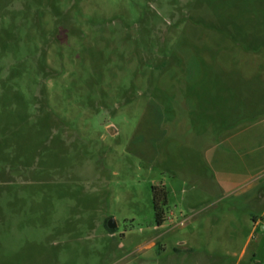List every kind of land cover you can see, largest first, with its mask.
<instances>
[{
	"label": "rangeland",
	"instance_id": "374dc122",
	"mask_svg": "<svg viewBox=\"0 0 264 264\" xmlns=\"http://www.w3.org/2000/svg\"><path fill=\"white\" fill-rule=\"evenodd\" d=\"M0 264H264V0H0Z\"/></svg>",
	"mask_w": 264,
	"mask_h": 264
},
{
	"label": "trees",
	"instance_id": "16d2710c",
	"mask_svg": "<svg viewBox=\"0 0 264 264\" xmlns=\"http://www.w3.org/2000/svg\"><path fill=\"white\" fill-rule=\"evenodd\" d=\"M156 188H154V211H155V217H156V222L158 225H161L163 220H164V217H163V212H162V209L161 207L159 206V202H158V199H157V193H156ZM109 231H112L111 229H109Z\"/></svg>",
	"mask_w": 264,
	"mask_h": 264
},
{
	"label": "water",
	"instance_id": "95a60500",
	"mask_svg": "<svg viewBox=\"0 0 264 264\" xmlns=\"http://www.w3.org/2000/svg\"><path fill=\"white\" fill-rule=\"evenodd\" d=\"M108 227H109V229H112V226L110 225V223H108Z\"/></svg>",
	"mask_w": 264,
	"mask_h": 264
},
{
	"label": "crops",
	"instance_id": "0c3cea01",
	"mask_svg": "<svg viewBox=\"0 0 264 264\" xmlns=\"http://www.w3.org/2000/svg\"><path fill=\"white\" fill-rule=\"evenodd\" d=\"M210 166V165H209Z\"/></svg>",
	"mask_w": 264,
	"mask_h": 264
}]
</instances>
